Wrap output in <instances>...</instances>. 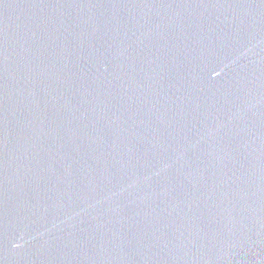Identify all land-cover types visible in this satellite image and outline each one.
<instances>
[{
	"label": "water",
	"instance_id": "95a60500",
	"mask_svg": "<svg viewBox=\"0 0 264 264\" xmlns=\"http://www.w3.org/2000/svg\"><path fill=\"white\" fill-rule=\"evenodd\" d=\"M0 264H264V0H0Z\"/></svg>",
	"mask_w": 264,
	"mask_h": 264
}]
</instances>
